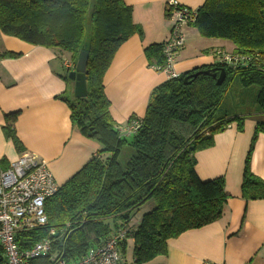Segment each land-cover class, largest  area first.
<instances>
[{"label":"trees","instance_id":"1","mask_svg":"<svg viewBox=\"0 0 264 264\" xmlns=\"http://www.w3.org/2000/svg\"><path fill=\"white\" fill-rule=\"evenodd\" d=\"M189 24L204 38L231 41L234 55L247 60L233 68L218 62L167 80L152 91L144 118L133 116L126 125L139 121L137 133L125 136L120 131L125 126H118L110 114L104 78L118 49L135 34L143 37L134 23L133 7L125 0H0V36L69 54L75 66L81 53H88L87 96L70 100L73 82L65 76L70 89L58 99L68 104L73 128L99 142L101 149L46 200L48 224L34 232L35 241L69 224L71 233L62 250L66 258L77 260L126 228L137 210L152 201L153 209L128 236L134 241V263L150 264L168 254L170 240L222 218L229 199L225 180L202 181L195 155L212 148L214 137L233 123L244 131L246 118L217 117L236 79L245 89L257 87L258 114H264V0H206ZM165 46L166 42L145 48L151 67L166 63ZM19 57L0 53V60ZM202 71L211 73L186 82ZM223 71L226 78L218 85ZM19 115L20 111L5 114L2 130L21 155L26 149L15 129ZM259 134H264L261 121L245 162L242 196L247 201L264 200V180L251 171ZM127 146L132 155L122 162ZM123 248L126 252L127 241ZM0 264H5L1 250Z\"/></svg>","mask_w":264,"mask_h":264},{"label":"crops","instance_id":"2","mask_svg":"<svg viewBox=\"0 0 264 264\" xmlns=\"http://www.w3.org/2000/svg\"><path fill=\"white\" fill-rule=\"evenodd\" d=\"M169 1L125 0L133 7L134 23L142 28L143 37L135 34L118 49L104 78L110 114L118 126L126 127L133 116L143 119L152 91L168 80L166 74L149 65L145 48L170 38L173 22L167 12ZM177 1L191 10L206 2ZM182 32L186 47L175 57L178 74L215 65L220 52L234 54L236 49L228 40L202 37L190 24ZM3 52L20 57L0 60V164L6 168L22 155L2 130L5 114L20 111L15 129L25 152L44 159L61 186L101 149L99 142L73 128L68 104L58 99L70 89L61 62L63 56L70 55L1 35ZM72 88L74 92V83ZM256 126L257 121L246 119L244 131L239 132L233 123L214 137L212 148L195 155L196 172L202 181L225 180L229 199L222 218L170 240L168 254L150 264H264V200L247 201L242 196L245 162ZM251 171L264 180V134L257 137ZM143 216L136 214L135 218L140 223Z\"/></svg>","mask_w":264,"mask_h":264},{"label":"built area","instance_id":"3","mask_svg":"<svg viewBox=\"0 0 264 264\" xmlns=\"http://www.w3.org/2000/svg\"><path fill=\"white\" fill-rule=\"evenodd\" d=\"M167 12L173 26L165 46L166 63L153 68L166 74L169 80L180 75L174 70V62L176 54L186 47L182 28L195 20L197 10L170 0ZM245 60L244 56L219 53V62L227 65H241ZM63 66L68 73L76 68L70 59H65ZM140 126V122L135 121L120 131L122 135L130 136L137 133ZM59 188L47 162L35 153L24 152L6 168L0 164V250L5 264H122L125 254L123 243L139 224L136 218L129 221L126 228L90 247L77 260L66 258L62 250L71 233L69 224L58 231L52 229L45 237L34 240V232L48 224L46 200ZM205 264L216 263L207 261Z\"/></svg>","mask_w":264,"mask_h":264},{"label":"rangeland","instance_id":"4","mask_svg":"<svg viewBox=\"0 0 264 264\" xmlns=\"http://www.w3.org/2000/svg\"><path fill=\"white\" fill-rule=\"evenodd\" d=\"M59 59L61 61L60 56H59ZM65 59H70V58H68L67 56H63V59L61 61L62 65ZM63 70L65 72V76H68V77L71 72H74V71H70V73H68L66 72L65 68H63ZM257 91H258L257 87H251V88L245 89L244 87L240 85L238 79H236L234 83L232 84V87L229 93L225 97L222 103V106L217 113V117H223L226 115L230 118L241 117V118H246L247 120H251V121L255 120V121L264 122V114H261V115L258 114L259 107L257 106V103H256ZM67 96L69 97L70 100H72L74 96V92L72 90L68 91ZM131 155H132V148L129 146L125 147L124 150L122 151L121 161L125 162ZM104 156H107V155L105 154ZM153 206H154V203L150 201L146 203L144 206H141L137 210L136 214L143 215L147 213L148 209H150L149 210L150 212L153 209ZM109 222L113 224L114 221L110 220ZM134 247L135 246H134L133 240L128 239L127 248L123 256L122 264H135L134 256H133Z\"/></svg>","mask_w":264,"mask_h":264},{"label":"water","instance_id":"5","mask_svg":"<svg viewBox=\"0 0 264 264\" xmlns=\"http://www.w3.org/2000/svg\"><path fill=\"white\" fill-rule=\"evenodd\" d=\"M87 63H88V53L82 52L76 63L75 71L69 74V79L74 83V96L76 98H84L88 94L87 81H86V76H85ZM210 73H211L210 71L199 72L197 74L189 76L186 79V82L191 77L196 78L200 74H210ZM214 77H216L215 74H214ZM225 78H226V73L223 71L221 75L219 76V78L217 79V84L221 85L224 82ZM55 237H57V235Z\"/></svg>","mask_w":264,"mask_h":264},{"label":"bare ground","instance_id":"6","mask_svg":"<svg viewBox=\"0 0 264 264\" xmlns=\"http://www.w3.org/2000/svg\"><path fill=\"white\" fill-rule=\"evenodd\" d=\"M55 196V195H54ZM53 197V196H52ZM51 198V197H50Z\"/></svg>","mask_w":264,"mask_h":264}]
</instances>
